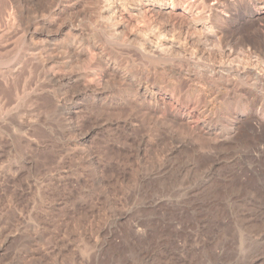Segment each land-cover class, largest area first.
Masks as SVG:
<instances>
[{
	"label": "rangeland",
	"instance_id": "374dc122",
	"mask_svg": "<svg viewBox=\"0 0 264 264\" xmlns=\"http://www.w3.org/2000/svg\"><path fill=\"white\" fill-rule=\"evenodd\" d=\"M131 1L0 0V264H264V0Z\"/></svg>",
	"mask_w": 264,
	"mask_h": 264
},
{
	"label": "bare ground",
	"instance_id": "6f19581e",
	"mask_svg": "<svg viewBox=\"0 0 264 264\" xmlns=\"http://www.w3.org/2000/svg\"><path fill=\"white\" fill-rule=\"evenodd\" d=\"M102 2H103V7H102V11L103 12H106V13H108V14H110L111 15V17L112 16H114V14H115V11H117L116 10V7L114 6V4H112V5H110V4H108V2H107V0H102ZM152 1H149V0H132L131 1V3H130V6H129V11H130V13H132L133 14V16L134 15H136V16H138L139 18L143 15V13L148 9V7H151V9H154V8H152L153 6H154V4L153 3H151ZM155 5H158L160 8H158L159 10L161 9V10H163V12H169V11H171V10H173V8H174V6L172 5V1H165V0H158L157 1V3L155 4ZM175 5V4H174ZM156 7V6H155ZM209 7V6H208ZM207 7V8H208ZM208 10H212L211 8L210 9H208ZM148 11H149V9H148ZM197 11V10H196ZM213 11H215V10H213ZM209 13V12H208ZM105 28V27H104ZM199 28H202V31H203V28L204 27H202L201 25L199 26ZM110 30H112L111 29V27H110ZM149 30H151L150 29V27H149ZM154 33H156V35H157V38L158 37H162V39L160 40L159 38V40L160 41H163V44H165V43H167V39H165V37H163L162 35H161V33L159 32V31H154ZM164 38V39H163ZM142 41H143V43H144V45H147L149 48H154L156 51H160L161 50V48H162V46H160L159 48H158V46L156 47V45H155V47H154V45L152 46L151 44H153V43H151V42H149L150 41V39H149V37H144L143 39H142ZM77 43V42H76ZM161 43V42H160ZM175 44V43H174ZM75 45V44H74ZM127 45V44H126ZM178 45H180V44H178ZM165 45H163V47H164ZM172 46V45H171ZM174 47V46H173ZM140 48H143V46L142 47H140ZM148 48V49H149ZM178 48H181V46L179 47L178 46ZM139 49V48H138ZM163 49H165V48H162V50ZM137 50V49H136ZM146 49L145 48H143V49H141V51H139V52H142V54H145V53H147V51H145ZM75 51V50H74ZM145 51V52H144ZM164 51V50H163ZM181 51V50H180ZM149 52H151V49L149 50ZM148 52V53H149ZM151 54H152V52H151ZM150 54V56H148L149 57V59L151 58L152 60H151V63H152V65L154 66V65H158V59H160V57L157 55V56H152ZM156 54V53H155ZM147 56V55H146ZM147 58V57H146ZM187 59V58H186ZM150 62V61H149ZM194 65V64H193ZM196 66V65H195ZM195 66H192V67H195ZM155 67V66H154ZM157 67V66H156ZM198 68V67H197ZM197 68H196V70H197ZM207 68H209V67H207ZM199 69V68H198ZM15 70V69H14ZM171 70V69H170ZM194 70H195V68H194ZM198 71V70H197ZM200 71V70H199ZM199 71H198V73H199ZM187 72V71H186ZM207 72H209V70H207ZM184 73V72H183ZM202 73H203V70H202ZM13 74V73H12ZM207 75V74H206ZM239 75H240V77H241V79L244 81L247 77H249V78H251V80H252V82L253 83H251V88L253 89V90H255V91H257L258 93H262V90L264 89V73H262V74H259V73H255V72H252V71H250V70H248V71H245V72H240L239 73ZM2 78V77H1ZM200 78V77H199ZM2 79H4V78H2ZM220 80H222V79H220ZM215 81L211 78V76L210 77H207V84L209 85V86H214L215 85V83H214ZM244 83V82H243ZM223 84L224 85H222V87L225 89H228L229 87L226 85V81H225V83L223 82ZM246 84V83H245ZM221 85V84H220ZM220 87V86H219ZM218 89H221V88H218ZM223 89V90H224ZM232 91H233V89H232Z\"/></svg>",
	"mask_w": 264,
	"mask_h": 264
}]
</instances>
